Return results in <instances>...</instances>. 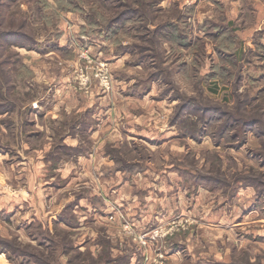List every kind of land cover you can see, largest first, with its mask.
I'll return each mask as SVG.
<instances>
[{"label":"rangeland","instance_id":"374dc122","mask_svg":"<svg viewBox=\"0 0 264 264\" xmlns=\"http://www.w3.org/2000/svg\"><path fill=\"white\" fill-rule=\"evenodd\" d=\"M237 2L1 0L0 264H264V0ZM125 178L164 200L141 229L114 202L107 240L79 202Z\"/></svg>","mask_w":264,"mask_h":264},{"label":"crops","instance_id":"0c3cea01","mask_svg":"<svg viewBox=\"0 0 264 264\" xmlns=\"http://www.w3.org/2000/svg\"><path fill=\"white\" fill-rule=\"evenodd\" d=\"M237 1L241 2V0H237ZM238 2H237V4H238ZM237 4L235 6L236 11L238 10L236 8L238 6ZM255 9L258 12L260 11V8L258 6ZM237 14L235 17L238 18ZM238 35H239V31H238ZM84 159H86V158H84ZM68 164H70V163H68ZM104 184H106L107 186H104ZM101 185H102L101 187L103 189H104V187L107 189L104 191L101 190L99 193L96 192V194L100 195V196H98V195L95 196L97 198V200H96L97 201L96 203H98L97 205L94 202H89L87 199L88 197L81 198L82 200L79 203L82 204L83 202H85L81 205L82 206V209L80 210L81 212H83V210L89 209V214L86 215L85 213H83L81 216L82 218H85V220H87L86 216L90 215L94 218V221H96V223L98 222L99 225L102 224L103 226H106L105 228H106V233H107V240H112V237H113L112 232H113V229H115V222H117V226L123 225L122 221H120V219H118V218H120L119 217L120 215L116 214L114 212V202L118 205L119 204L122 205L121 211L123 213V219L131 222V225H136L138 227V229H141L140 228L141 224L146 219L147 216H149V217L150 216H159L160 210H157L155 208V206L158 203L163 202L164 198L163 199H160V198L157 199V198L153 197L154 199H152V201L150 202V204L147 207L146 206L147 202L141 201L138 203V200L142 197L138 196L136 193L132 194V191H128V192L125 191L128 186H132V187L133 186H136V187L140 186L139 182L138 183L134 182V181L129 182V180H127L125 178V179H120L119 181H113L112 180L109 183L104 182V183H101ZM96 186H98V188H99V182H97ZM115 187H117L116 192L114 191ZM118 192L122 193V194H119ZM119 196H121V197H119ZM91 198H92V196H91ZM116 198H118L117 201H116ZM83 199H84V201H83ZM100 199L102 200L101 202H99ZM92 200H93V198H92ZM158 200H159V202H158ZM148 210H151V211L148 212ZM59 215H60V212L56 213V218L52 221V223L57 222V223H59V225L61 227L66 228L68 230H72V228H74V229L77 228V226L72 227V224L67 222L66 215H65V218L60 217ZM74 216L76 217L74 219V221L79 223L78 229H80L81 227H79V226L82 225L83 219H81V218L79 219L77 217V215H74ZM50 217L52 218L53 214H51ZM140 222H141V224L139 225ZM95 237H96V235L91 237L90 240H93V238H95ZM75 240H77V239H75ZM85 240L86 239L83 238V243H80V245H78L77 243H74V247L81 251L82 248H84L85 246H88L90 244V243L87 244L88 241H85ZM108 242H110V241H108ZM95 246H98V245H95ZM135 246L138 248V245H135ZM93 248H95V247L92 245L89 247V249H90L89 251L91 252V256H92V254L95 256H98L99 247H96V250H94ZM113 248H114L113 246L111 247V249L108 248V250L110 251L109 254L113 253V250H114ZM64 250H66V245H62V251L64 252ZM138 250L141 251L140 248H138ZM171 251H172V249H171ZM47 253H48V251H47ZM171 253H174V252H171ZM61 259H62V262L60 261L61 264H68V259L66 261V255L62 256L60 258V260ZM131 259L132 258L129 259L130 260L129 262H131Z\"/></svg>","mask_w":264,"mask_h":264},{"label":"trees","instance_id":"16d2710c","mask_svg":"<svg viewBox=\"0 0 264 264\" xmlns=\"http://www.w3.org/2000/svg\"><path fill=\"white\" fill-rule=\"evenodd\" d=\"M136 1H138V0H136ZM140 2H143V1H140ZM0 3H1V0H0ZM130 10H131L132 14H134V13L139 14V11H133V8H130ZM206 24L207 23H205V25ZM209 26L211 27V34H213V36L222 35V37H223L227 34V32H229V33L231 32V30H229L227 27L228 25H225L223 23L213 22V23H210ZM161 27L164 28V32H165L166 36L169 39H172V41L176 42L177 44L182 45V44L189 43V42L185 41V36H187L186 32H184L179 27V25H177V23H165ZM112 28H113V25H106V26H103L102 28H100L99 30H101V31L106 30L107 32H109L111 34V32H113ZM208 32L210 33V30H208ZM234 35H235V33H234ZM0 37H1V39L3 38V40L7 41L10 44H12V43L15 44V41H18V39H19V35L15 32H12V31H9V32L0 31ZM229 37H231V33L229 34ZM216 50L220 55L222 54L219 47H217ZM231 56H233V55H231ZM229 58H230V62H231L232 57H229ZM62 216L64 217L65 215H62ZM62 216H60V217H62ZM49 240L50 239L48 237L46 239V246L48 248H54L55 249L56 246L55 247H53L52 245L48 246L50 244ZM65 242H66V238L65 239L63 238V244H65ZM31 247L34 248V246H31ZM15 250L22 252V253H20V256L23 257L25 262H27V263L33 261L34 262L33 264H37V263H40V264H61L57 259H55V257L53 259V256L48 254L49 251L47 253L48 255L43 254V255H41V257L38 255L39 256L38 257L37 255H34V253L25 254V252L22 251L21 248H15ZM3 252H4L3 250L2 251L0 250V253H3ZM54 256H56V255H54ZM50 257H52V259ZM27 258L29 259V261H27ZM74 259H76V254H75ZM71 260H73V257L71 258ZM105 261H106V263H109V259H106V256H105ZM105 261H104V263H105ZM68 264H71V261L69 259H68Z\"/></svg>","mask_w":264,"mask_h":264},{"label":"built area","instance_id":"2783aa9c","mask_svg":"<svg viewBox=\"0 0 264 264\" xmlns=\"http://www.w3.org/2000/svg\"><path fill=\"white\" fill-rule=\"evenodd\" d=\"M125 227H127V226H125ZM125 227H124V228H125ZM141 242L144 244V241H141Z\"/></svg>","mask_w":264,"mask_h":264}]
</instances>
